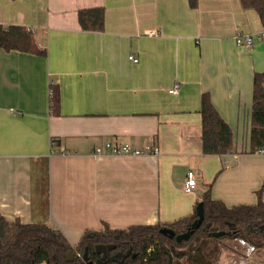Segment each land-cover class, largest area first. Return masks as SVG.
<instances>
[{
    "label": "crops",
    "instance_id": "crops-1",
    "mask_svg": "<svg viewBox=\"0 0 264 264\" xmlns=\"http://www.w3.org/2000/svg\"><path fill=\"white\" fill-rule=\"evenodd\" d=\"M90 7H103L102 31L80 28L77 12ZM0 24L31 29L45 51L0 48L6 219L45 223L75 245L102 223L124 229L186 217L207 190L227 207L264 202V153L248 151L264 39L250 48L234 41L262 29L254 10L239 0H196L194 8L189 0H0ZM52 86L57 114L49 109ZM204 92L232 130L225 154L202 153ZM105 142L158 153L94 154ZM188 170L196 179L189 193ZM232 257L226 249L219 260Z\"/></svg>",
    "mask_w": 264,
    "mask_h": 264
},
{
    "label": "trees",
    "instance_id": "trees-1",
    "mask_svg": "<svg viewBox=\"0 0 264 264\" xmlns=\"http://www.w3.org/2000/svg\"><path fill=\"white\" fill-rule=\"evenodd\" d=\"M242 8L254 10L264 27V0H239ZM190 7L196 0H189ZM80 28L85 31H102L105 12L103 7H90L77 12ZM0 48L40 56L44 49L37 46L33 32L24 26L0 24ZM50 113L57 114L59 93L50 87ZM201 148L203 154H225L232 150V130L213 106L210 96L204 92L200 97ZM249 152L264 153V72L253 75ZM55 143L52 141V146ZM203 220L186 240L177 242L160 232L167 228L175 235L185 232L197 218L193 212L168 223L132 225L124 229H113L102 223L100 229L85 230L75 245L65 236L45 223H22L8 220L0 213V264H94L100 258L96 245H114L104 264H220L222 250H232L234 239H243L256 249H264V202L253 205L227 207L211 197L209 190L201 196ZM199 203V202H198ZM197 203V204H198ZM196 204V205H197ZM207 224L209 226L207 227ZM226 234L215 238L213 233ZM74 253L72 260L66 259L68 252ZM124 259L113 260L116 253H126ZM86 252V259L83 258ZM236 253V252H235Z\"/></svg>",
    "mask_w": 264,
    "mask_h": 264
},
{
    "label": "built area",
    "instance_id": "built-area-1",
    "mask_svg": "<svg viewBox=\"0 0 264 264\" xmlns=\"http://www.w3.org/2000/svg\"><path fill=\"white\" fill-rule=\"evenodd\" d=\"M264 39V27L255 33L243 34L237 33L234 36V41L237 45H241L246 48H250L256 41ZM128 59L136 62L137 59L133 55H129ZM172 93L177 92V86L173 85L171 88ZM50 96L52 89L50 88ZM52 144V143H51ZM158 149L153 146H146L142 149L131 147L127 144H113L111 142H105L101 145L94 147V154L96 155H127V156H139L145 154H157ZM196 186L195 174L192 170H188L186 173L185 180L183 182V191L192 192ZM235 245L232 247L233 257L229 264H260L254 258L256 248L243 239H234ZM236 252V253H235Z\"/></svg>",
    "mask_w": 264,
    "mask_h": 264
},
{
    "label": "water",
    "instance_id": "water-1",
    "mask_svg": "<svg viewBox=\"0 0 264 264\" xmlns=\"http://www.w3.org/2000/svg\"><path fill=\"white\" fill-rule=\"evenodd\" d=\"M196 215L197 218L191 223L190 227L183 233L177 234L175 235V233L173 231H171L170 229L167 228H163L160 230V232L164 235H168L169 237H173L175 236V240L177 242H180L181 240H186L189 238V236L192 234L193 230L196 229L197 227H199V225L201 224L202 220H203V206L202 203L199 202L196 206ZM209 226V224H207V227ZM226 233L224 231H218L213 233V237L218 238L221 237L223 235H225ZM114 249V245H96L95 246V252L97 254H101L100 258H98L94 264H104L107 260H108V252L110 250ZM128 255V251L126 253H116L114 255V257H112L113 260H117V259H124L125 256ZM74 258V253L73 252H68L66 254V259L67 260H72ZM84 259H86V252L84 253L83 256ZM172 262V258L169 255L168 258V264H171Z\"/></svg>",
    "mask_w": 264,
    "mask_h": 264
},
{
    "label": "rangeland",
    "instance_id": "rangeland-1",
    "mask_svg": "<svg viewBox=\"0 0 264 264\" xmlns=\"http://www.w3.org/2000/svg\"><path fill=\"white\" fill-rule=\"evenodd\" d=\"M262 249H263V248H260V249L258 250V254H259V256H261V255H260V251H261ZM219 262H224L223 264H225V263L227 262V263L229 264V263H230V260L220 259Z\"/></svg>",
    "mask_w": 264,
    "mask_h": 264
},
{
    "label": "flooded vegetation",
    "instance_id": "flooded-vegetation-1",
    "mask_svg": "<svg viewBox=\"0 0 264 264\" xmlns=\"http://www.w3.org/2000/svg\"><path fill=\"white\" fill-rule=\"evenodd\" d=\"M100 256H101V254H100Z\"/></svg>",
    "mask_w": 264,
    "mask_h": 264
}]
</instances>
